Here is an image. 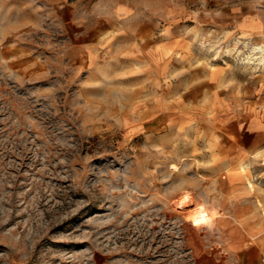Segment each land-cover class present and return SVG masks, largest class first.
Segmentation results:
<instances>
[{
  "label": "rangeland",
  "instance_id": "374dc122",
  "mask_svg": "<svg viewBox=\"0 0 264 264\" xmlns=\"http://www.w3.org/2000/svg\"><path fill=\"white\" fill-rule=\"evenodd\" d=\"M241 1L264 5L0 0V264L262 257L264 62L243 58L264 32L220 11Z\"/></svg>",
  "mask_w": 264,
  "mask_h": 264
},
{
  "label": "crops",
  "instance_id": "0c3cea01",
  "mask_svg": "<svg viewBox=\"0 0 264 264\" xmlns=\"http://www.w3.org/2000/svg\"><path fill=\"white\" fill-rule=\"evenodd\" d=\"M220 11H222L225 16H228V18H222L221 20H227L229 28L236 31V33L242 32L246 35H255L259 31L264 32V5L241 1L228 8H221ZM261 91H264V87L261 88ZM248 124L251 125V131L256 132L257 129L259 130L257 127L258 122L255 118H252ZM199 241L202 243L201 240ZM233 243L235 244L233 246L238 249L236 252L238 253V258H243L244 256V258L246 257V259L250 261V264H259L261 258L258 257V255H253V257H251V253L246 254L250 250V247L240 244L238 241H233L232 244ZM201 246H203V244ZM245 263L249 264V262Z\"/></svg>",
  "mask_w": 264,
  "mask_h": 264
},
{
  "label": "bare ground",
  "instance_id": "6f19581e",
  "mask_svg": "<svg viewBox=\"0 0 264 264\" xmlns=\"http://www.w3.org/2000/svg\"><path fill=\"white\" fill-rule=\"evenodd\" d=\"M249 49L250 51L246 53L243 62L254 63L255 60L257 62H264V46L255 43ZM247 183L249 184V181ZM177 205L186 209L184 218L193 226L200 227L203 224H211L218 215L216 210L202 203H195L193 197L187 193H181L179 195Z\"/></svg>",
  "mask_w": 264,
  "mask_h": 264
},
{
  "label": "built area",
  "instance_id": "2783aa9c",
  "mask_svg": "<svg viewBox=\"0 0 264 264\" xmlns=\"http://www.w3.org/2000/svg\"><path fill=\"white\" fill-rule=\"evenodd\" d=\"M262 261H264V254H262V257H261Z\"/></svg>",
  "mask_w": 264,
  "mask_h": 264
}]
</instances>
